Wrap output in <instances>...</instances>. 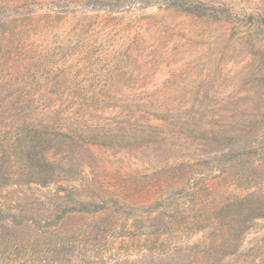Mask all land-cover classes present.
Segmentation results:
<instances>
[{"label": "rangeland", "instance_id": "obj_1", "mask_svg": "<svg viewBox=\"0 0 264 264\" xmlns=\"http://www.w3.org/2000/svg\"><path fill=\"white\" fill-rule=\"evenodd\" d=\"M111 1L0 0V11L11 7L33 15L29 74L14 77L30 80L28 86L22 85L23 94L34 80H68L62 87L82 80L91 96L96 86L97 94L104 83L119 81L126 88L118 87L116 101L102 105L103 109L88 111L85 117L91 114V124L110 130L115 116L110 109L130 94L137 100L150 98L148 94L153 100L160 98L164 114L158 119L136 112L131 119L137 132L133 140L91 146L92 156L75 161L81 171L71 175L75 179L68 191L57 192L56 186L45 193L35 187L23 192L0 189L2 204L12 211L15 206L26 219H36L17 238H0V264H149L144 256L153 253L164 260L165 248L175 246L170 234L155 235L164 232L167 224L171 231L175 220L185 224L200 219L204 206L229 203L240 194L264 197V0H205L225 9L220 21L157 6L113 13L105 9ZM40 23L51 25L47 36L42 28L37 30ZM74 28L84 30L67 40L70 48L56 51L51 64L42 61L38 66L42 50L65 42L58 34ZM0 80H5L2 70ZM38 85L29 95L39 92ZM51 88L52 83L42 88V94L49 95L47 103L64 96V88L53 96L48 92ZM203 98L208 102L205 109ZM183 116H195L199 122L184 129L174 127ZM149 123L161 128V139L148 140L144 126ZM196 127L210 132L202 157L194 148L197 140L180 133ZM204 186L223 193V198L201 202L195 189ZM79 201L105 209L72 212L80 208ZM60 203L68 212L64 220L56 208ZM124 206L139 211L132 218L120 210ZM236 207L227 206V221ZM248 228L238 239L239 256L227 258L235 260L233 264H253V260L264 264V219L248 222ZM59 243L64 246L54 248ZM41 251L46 254L38 258Z\"/></svg>", "mask_w": 264, "mask_h": 264}, {"label": "trees", "instance_id": "obj_2", "mask_svg": "<svg viewBox=\"0 0 264 264\" xmlns=\"http://www.w3.org/2000/svg\"><path fill=\"white\" fill-rule=\"evenodd\" d=\"M109 3V6L105 5V9H109L113 13L125 9L139 7L146 9L157 6L159 9L176 10L188 16L214 21H220L225 15V9L222 6L209 5L205 0H112ZM0 12V70L3 71L5 79L0 80L1 190L4 187H14L15 190L23 192L22 190L35 187L34 190L45 193L44 191L51 190L53 186H56L57 192L68 191V188H71L68 184L75 179L71 178V175L80 174L81 171V168L77 170L79 166L75 161L92 156L91 146H100L101 144L107 147L112 142L118 146L123 140H133V134L137 132L134 133L135 127L131 119L136 112L145 115L153 114L158 119L164 116L161 112L160 98L153 100L152 95L148 94L147 96L150 98L144 96L137 100L136 97L130 99V94L125 101H121L110 109L115 114L110 119L113 123L110 130L104 131V127L91 124L93 121L91 114L89 117H85L88 111L96 108L94 110L98 112L97 109H103L102 105L116 101L118 90L126 88L127 85L119 81L112 84L110 82L109 85L104 83L103 88L99 89L97 94L96 86L95 92L91 96L87 95L88 88L82 86V80H72V82L74 81L72 87H62V84L68 80H34L30 88L26 89L28 91L23 94L22 85L28 86L30 80H15L14 77L29 74L26 71V62L33 44V15L27 11L19 10V8L11 7H4ZM50 18L52 17L50 16ZM78 26L81 27L80 25L76 27ZM41 28L42 33L47 36L51 25L40 23L37 30ZM83 30L84 28H74L70 32L58 34L63 35L62 39L65 42L44 48L38 59V66L42 61V64H51L53 56L57 55L56 51L68 50L70 46L66 45L67 40L77 38ZM56 40L59 39L56 38ZM32 68L33 66L30 67L31 71ZM49 83H52V88L48 92L51 94L52 91V96L57 95L61 88H64V96L54 101L50 98V102L47 103L46 97L49 95L42 94V88ZM37 85L39 92L34 96L29 95V92H32L34 86ZM205 98L200 102L203 109L208 106ZM39 111L43 114H37ZM202 119L200 116V120ZM198 122L199 119L195 116H183L173 126L184 129L192 124L197 125ZM144 129L148 140L153 142L156 139H161L162 134L159 126L149 123L144 126ZM190 130L187 133H180L182 136H191L192 139L197 140L194 148L201 151L199 155L202 157L204 156L203 152L207 153L206 149L210 144V132L207 128L202 129V127ZM192 139L189 138L190 141H193ZM111 148L113 147L111 146ZM91 158H94V155ZM215 193L206 186L203 189H195V195L201 202L204 199L207 201L208 198L215 197L214 199H217L219 195L221 198L224 196L219 191ZM66 197L67 194L64 199ZM77 203L80 208H73L72 212L90 214L105 209L101 205L93 209L85 202ZM229 205L237 206L239 209H236L230 216L232 220L227 221L229 219L227 206ZM56 208L60 209L59 219L64 220L68 215V212L65 211L66 208L63 209L64 205L61 203L56 204ZM120 210L132 218L139 211L132 206H124ZM200 210H205L200 219L194 217L195 220L185 224L175 220L174 229L169 231L168 227L171 225L167 224L164 226L166 227L164 232L161 233L160 230L155 234H161L159 237L170 234V237L176 241L173 248H165L164 260L152 253L144 256V261L149 264H233L235 260L227 257L239 256L242 243L238 239L249 229L248 222L264 219V197L258 194H240L229 203L223 202L219 206L208 205ZM33 221L36 222V219L22 217L15 206L12 211L10 205L0 202V238H17V233L22 232L25 226L31 227ZM199 235L200 238L194 241V237ZM63 246L59 243L55 244L54 248ZM147 250L150 252L151 249ZM52 251L59 252L62 249H53ZM38 253V258L46 254L42 251ZM23 254L27 253L21 252V255ZM253 264H258L257 260H253Z\"/></svg>", "mask_w": 264, "mask_h": 264}]
</instances>
